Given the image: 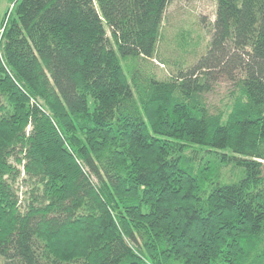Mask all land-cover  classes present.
I'll list each match as a JSON object with an SVG mask.
<instances>
[{
	"label": "trees",
	"instance_id": "16d2710c",
	"mask_svg": "<svg viewBox=\"0 0 264 264\" xmlns=\"http://www.w3.org/2000/svg\"><path fill=\"white\" fill-rule=\"evenodd\" d=\"M7 2L0 264H264V0H217L205 53L165 80L174 0Z\"/></svg>",
	"mask_w": 264,
	"mask_h": 264
},
{
	"label": "rangeland",
	"instance_id": "374dc122",
	"mask_svg": "<svg viewBox=\"0 0 264 264\" xmlns=\"http://www.w3.org/2000/svg\"><path fill=\"white\" fill-rule=\"evenodd\" d=\"M11 6L7 0H0V29L3 18ZM217 0H174L169 6L162 27V38L158 44L157 58L149 63L155 75L165 80L176 75L178 70L195 64L206 51L211 40L212 25L216 19ZM186 37L187 46L180 47L182 37ZM166 65H161V62ZM234 84L219 79L213 84L205 100L212 114L228 112L232 101ZM26 187L22 185L21 192Z\"/></svg>",
	"mask_w": 264,
	"mask_h": 264
}]
</instances>
